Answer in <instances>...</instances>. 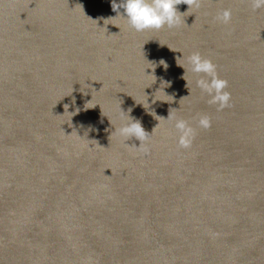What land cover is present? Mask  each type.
Masks as SVG:
<instances>
[{"label":"water","instance_id":"95a60500","mask_svg":"<svg viewBox=\"0 0 264 264\" xmlns=\"http://www.w3.org/2000/svg\"><path fill=\"white\" fill-rule=\"evenodd\" d=\"M119 3L0 0V264H264V8L181 3L137 32ZM128 115L140 147L115 131Z\"/></svg>","mask_w":264,"mask_h":264},{"label":"clouds","instance_id":"9594fccd","mask_svg":"<svg viewBox=\"0 0 264 264\" xmlns=\"http://www.w3.org/2000/svg\"><path fill=\"white\" fill-rule=\"evenodd\" d=\"M181 3L187 4L188 9L190 7L198 9L201 5V0H120L116 9L113 10L116 11V16L120 15L123 17L129 27L137 32H143L146 30H159L165 26L172 28L180 24V13L177 5ZM251 4L253 10L264 8V0H251ZM120 9H123V11L121 12ZM216 19L225 24L229 23L231 20V10H223L217 15ZM188 63L190 64L191 72L196 74L203 73L210 77V79L201 77L197 80L198 87L207 92L211 97L210 103L218 104L219 109L228 106L230 93L225 91L228 82L219 78L216 71L217 66L210 59L202 57L199 52H193L188 57ZM160 64L165 69L168 67L164 61ZM128 118V122L115 131L120 136L125 137L126 141L132 138L139 140L140 147L143 141L147 139L148 133L139 120H134L130 115H128ZM167 119H174V127L180 133L179 145L184 148L189 147L194 135L192 127L182 118L170 117L168 115ZM198 123L202 128L211 126V120L208 116H201Z\"/></svg>","mask_w":264,"mask_h":264}]
</instances>
